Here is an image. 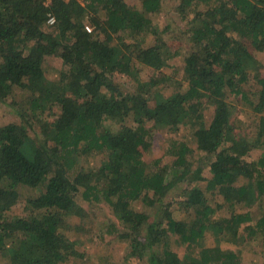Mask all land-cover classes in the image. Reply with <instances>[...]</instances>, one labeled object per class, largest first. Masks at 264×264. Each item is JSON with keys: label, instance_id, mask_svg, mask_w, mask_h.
<instances>
[{"label": "trees", "instance_id": "16d2710c", "mask_svg": "<svg viewBox=\"0 0 264 264\" xmlns=\"http://www.w3.org/2000/svg\"><path fill=\"white\" fill-rule=\"evenodd\" d=\"M178 1L187 30L174 36L170 25L160 30L154 22L163 0H139L142 11L126 0H0V103L11 109L0 119L3 264L94 263L77 247L88 217L80 194L112 207L126 228L111 221L107 233L128 240L132 257L147 255L146 264H242L237 252L220 247L196 254L208 233L242 244L245 227L264 242V214L251 225V209L264 205V154L255 160L252 153L264 149V0ZM125 32L151 40L127 44ZM56 59L65 69L49 80ZM141 68L160 73L144 80ZM124 77L131 91L119 85ZM241 102L259 117L253 137L233 121ZM208 104L215 108L209 127ZM182 127L212 159L211 178L205 190L187 189L173 211L166 202L172 191L188 178L203 180L201 168L190 170L193 150L173 140L165 153L173 163L159 167L157 160L155 169L144 157L157 129ZM22 187L38 194L26 201L28 214L10 218ZM173 241L190 248L183 259Z\"/></svg>", "mask_w": 264, "mask_h": 264}, {"label": "rangeland", "instance_id": "374dc122", "mask_svg": "<svg viewBox=\"0 0 264 264\" xmlns=\"http://www.w3.org/2000/svg\"><path fill=\"white\" fill-rule=\"evenodd\" d=\"M126 2L132 6L135 9L140 8L139 0H126ZM179 5L178 0H163V8L160 14L154 15V22L158 29L163 30L165 27L171 26L170 33L174 36H179V32L184 33L185 30H187L186 26L184 25V22L181 21L180 17L178 16L176 12V8ZM89 28L92 31V27L89 24ZM169 36V35H168ZM123 40L127 44H136L140 43L143 45H146L150 42L151 36L143 35V36H135L131 34L130 32H125L123 34ZM184 38V37H181ZM187 48V46H186ZM181 58L174 60L170 62V65L168 68H165L162 70V74L170 75L173 71L172 67L173 64H176L175 66H178L181 64ZM259 62L262 65V68L260 72L262 73L264 77V53L259 56ZM173 63V64H172ZM65 69L63 66V63L60 59H56L51 66L49 70V80L55 79V77L58 75L59 71ZM160 72H156V74H152V71L149 68H141L140 74L141 78L144 80H147L151 76H157ZM119 85L124 88L125 90L131 91L133 88V83L131 82V79L124 77L123 79L119 80ZM173 92V89L163 90V93L166 95H169ZM236 98H231L230 101H232L234 104L236 103ZM238 107L240 108V112L236 113L234 116L233 121L237 123V126H241L239 129V132L241 134H248L252 137L256 135V127L259 124V117L258 115L254 114L253 108L241 102ZM11 109L8 105H4L0 103V119H3L10 115ZM215 114V108L214 106L208 104L204 108V117H205V125L207 127L210 126V124L213 121ZM244 123V124H243ZM116 129V128H115ZM157 137L156 140L153 142V148L152 150L144 157V160L147 164H149V167H152L155 169L154 162L157 160H162L159 167H164L165 165H171L174 161L173 157L166 156L165 153L167 151V148L169 147L171 141L178 140L181 142H185L191 147V150H193V154L188 156V161L190 162V170L192 172L196 171L197 169L201 168L203 170L202 177L203 180L192 183L189 182L190 178L186 179L185 182L181 183L176 187L170 197L169 200L166 202H172L173 208L172 210H176L178 208L179 200L182 198L184 192L192 187H200L201 189L205 190L207 187V180L211 178L210 173V165L212 163V159L207 157L205 154H203L201 151L197 149V145L194 142L193 135L191 130L188 127H182L179 131L176 133L170 132L168 129L165 128H159L156 130ZM253 158L255 160H259L262 158V155L264 154V149H255L253 152ZM180 173V172H179ZM178 173V174H179ZM264 175V172H263ZM241 183H246L245 180H241ZM38 194L37 190H32L27 187H22L20 189V201L19 203L12 208V210L9 213V217H18V216H24L28 214L25 211L26 207V201L34 197ZM77 202L79 205L85 208L87 211L88 217L86 219L82 220V233L78 231V239H77V247L84 251L85 253H88L92 256V264H99V258H107L112 263L117 264H146V261L148 259V256H144V260H139L137 258L132 257V248L130 245V242L128 240H120L118 238L117 233L109 234L108 231V225L109 222H113L117 226V230L124 231L126 228V223L122 220L118 219L113 211L112 207L107 204L106 202H100V203H90L86 202L81 194L77 197ZM264 206L263 204H261ZM261 205L255 206L251 209L253 215H254V222L251 223V225H255L257 220L264 214V208L262 209ZM136 208H142L141 203L136 204ZM157 211V209H151V214H154ZM183 215L181 214L180 218H182ZM79 223L81 226V221L77 218H74L73 223ZM248 231L245 230V227L241 229L240 236H244V241L242 244H239L237 242L238 239L233 238L229 234H225L223 236L217 237L214 234L208 233L204 241H202L200 244H198L194 252L198 254L202 249L204 248H212V247H220L223 250H232L234 252H237L239 254V257L242 261V264H264V242L263 237L261 235H256L255 237L250 238L247 236ZM173 249L178 253L181 259L184 258L185 254L189 253L190 248L187 245H178L174 241L172 242ZM159 250H161L159 248ZM3 259H0V264L6 263L5 261H2ZM2 261V262H1ZM80 264V261H78ZM90 264V263H85Z\"/></svg>", "mask_w": 264, "mask_h": 264}, {"label": "built area", "instance_id": "2783aa9c", "mask_svg": "<svg viewBox=\"0 0 264 264\" xmlns=\"http://www.w3.org/2000/svg\"><path fill=\"white\" fill-rule=\"evenodd\" d=\"M47 24L49 26H54L56 24V19L53 16H49V20H48ZM89 31H91V30L89 29Z\"/></svg>", "mask_w": 264, "mask_h": 264}]
</instances>
